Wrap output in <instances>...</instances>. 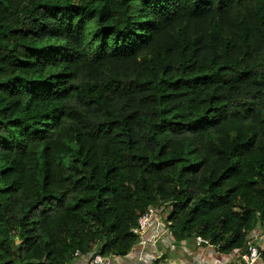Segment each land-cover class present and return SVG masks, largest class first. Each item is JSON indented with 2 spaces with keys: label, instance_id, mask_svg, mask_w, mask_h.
<instances>
[{
  "label": "trees",
  "instance_id": "trees-1",
  "mask_svg": "<svg viewBox=\"0 0 264 264\" xmlns=\"http://www.w3.org/2000/svg\"><path fill=\"white\" fill-rule=\"evenodd\" d=\"M149 206L264 229V0H0V264L126 256Z\"/></svg>",
  "mask_w": 264,
  "mask_h": 264
},
{
  "label": "built area",
  "instance_id": "built-area-1",
  "mask_svg": "<svg viewBox=\"0 0 264 264\" xmlns=\"http://www.w3.org/2000/svg\"><path fill=\"white\" fill-rule=\"evenodd\" d=\"M168 214L169 210L166 207H148L147 211L139 218L137 226L132 229V232L138 236V242L128 255L105 257L93 252L82 254L77 250L70 264H75L77 260L84 261L83 264H118L121 258L124 259L132 254L140 253L143 255L142 257L146 256L144 249L146 247L152 248L155 256L161 257L162 253L158 246L172 236L171 222L167 220ZM258 238L259 236L255 233V230L251 232L245 249L242 252L231 254L226 263L223 264H264V246L258 244ZM193 241L198 247H213L208 239L201 236H196ZM140 247L141 249H139Z\"/></svg>",
  "mask_w": 264,
  "mask_h": 264
},
{
  "label": "crops",
  "instance_id": "crops-1",
  "mask_svg": "<svg viewBox=\"0 0 264 264\" xmlns=\"http://www.w3.org/2000/svg\"><path fill=\"white\" fill-rule=\"evenodd\" d=\"M255 233L259 236L258 244L264 246V229L258 227ZM158 247L162 253L161 257L155 256L153 249L146 247L144 248L146 256L142 257L140 253L132 254L124 259L121 258L118 264H215L216 262L223 264L230 256L217 252L214 247H198L193 240L177 244L172 236ZM83 262L77 260L75 264H83Z\"/></svg>",
  "mask_w": 264,
  "mask_h": 264
},
{
  "label": "clouds",
  "instance_id": "clouds-1",
  "mask_svg": "<svg viewBox=\"0 0 264 264\" xmlns=\"http://www.w3.org/2000/svg\"><path fill=\"white\" fill-rule=\"evenodd\" d=\"M167 208V207H166ZM168 209V208H167ZM169 210V213H170V209H168ZM169 215V214H168ZM173 236V235H172Z\"/></svg>",
  "mask_w": 264,
  "mask_h": 264
}]
</instances>
